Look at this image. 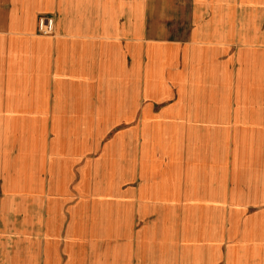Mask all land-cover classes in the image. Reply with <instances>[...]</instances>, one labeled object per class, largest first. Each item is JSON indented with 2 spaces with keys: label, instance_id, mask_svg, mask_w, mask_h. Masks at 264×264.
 I'll return each instance as SVG.
<instances>
[{
  "label": "crops",
  "instance_id": "0c3cea01",
  "mask_svg": "<svg viewBox=\"0 0 264 264\" xmlns=\"http://www.w3.org/2000/svg\"><path fill=\"white\" fill-rule=\"evenodd\" d=\"M0 264H264V0H0Z\"/></svg>",
  "mask_w": 264,
  "mask_h": 264
},
{
  "label": "built area",
  "instance_id": "2783aa9c",
  "mask_svg": "<svg viewBox=\"0 0 264 264\" xmlns=\"http://www.w3.org/2000/svg\"><path fill=\"white\" fill-rule=\"evenodd\" d=\"M38 30L41 34L46 35L52 33L54 30V21L52 18L45 16L39 17L38 19Z\"/></svg>",
  "mask_w": 264,
  "mask_h": 264
},
{
  "label": "bare ground",
  "instance_id": "6f19581e",
  "mask_svg": "<svg viewBox=\"0 0 264 264\" xmlns=\"http://www.w3.org/2000/svg\"><path fill=\"white\" fill-rule=\"evenodd\" d=\"M178 164V163H177ZM173 168V167H172ZM159 178V177H158ZM181 186V185H180ZM147 249V248H146Z\"/></svg>",
  "mask_w": 264,
  "mask_h": 264
}]
</instances>
